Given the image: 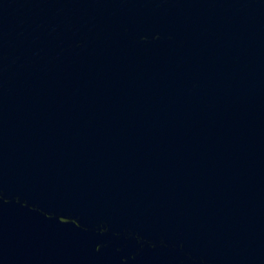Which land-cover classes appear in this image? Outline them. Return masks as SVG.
Returning <instances> with one entry per match:
<instances>
[{
	"label": "water",
	"instance_id": "obj_1",
	"mask_svg": "<svg viewBox=\"0 0 264 264\" xmlns=\"http://www.w3.org/2000/svg\"><path fill=\"white\" fill-rule=\"evenodd\" d=\"M0 264H264V0H0Z\"/></svg>",
	"mask_w": 264,
	"mask_h": 264
}]
</instances>
